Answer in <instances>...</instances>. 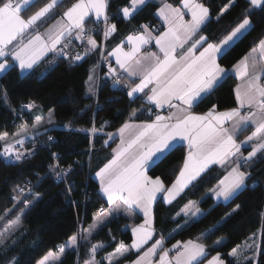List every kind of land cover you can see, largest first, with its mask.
Wrapping results in <instances>:
<instances>
[{"label": "trees", "instance_id": "16d2710c", "mask_svg": "<svg viewBox=\"0 0 264 264\" xmlns=\"http://www.w3.org/2000/svg\"><path fill=\"white\" fill-rule=\"evenodd\" d=\"M48 2L36 0L22 15L28 17ZM76 2L62 0L52 14L40 23V28L52 23ZM168 2L178 6L182 0ZM200 3L209 9L210 18L198 36H206L211 43L219 42L237 27L250 7L248 0H233L234 6L221 14L230 0H200ZM129 4L130 0H109L108 14L112 16L111 24L116 25V31L105 42L101 32L95 31V23L87 22L89 32L99 45L105 44L106 52L134 29H141V25L153 28L158 24L156 13L159 3L148 2L127 19L121 11ZM248 18L252 28L221 55L219 63L222 67L232 68L264 38V11L254 10ZM53 58L27 75H22L18 67L14 66L0 76V133L7 132L8 136H13L19 131L14 109L24 102L34 101L35 110L41 108L44 113L51 112L54 118L53 125L39 134L44 147L20 164L6 162L1 156L4 142L0 140V217H4L0 219V233L5 238L0 245V264H9L13 257L18 264H38L47 253L58 250L57 246L63 245L80 228L85 230L90 227L101 212L100 208L107 207L93 175L112 157L115 142L105 145L109 133H114L128 120L151 119V114L155 112L148 111L149 107L142 98L130 99L127 92L114 86L108 77L101 76L99 81L96 79L100 48L79 62L56 58L55 63L49 64L48 61ZM89 77L96 84L95 96L88 91L93 82ZM122 81L126 79L123 77ZM236 85V77L227 76L193 108L194 111L207 113L214 105L217 111L235 108ZM133 111L138 114L132 116ZM32 112L28 115L31 126ZM93 127L97 131L92 137ZM54 153L59 154L62 166H73L65 182L54 181L52 174L48 173ZM244 153L247 154L248 150ZM185 157L186 147L177 146L150 168L149 175L153 178L159 176L165 186L170 187ZM230 166L211 168L172 204H167L163 196L158 198L153 206L156 230L153 240L163 238L169 248L178 241L197 239L207 247L208 257L219 253L230 261L229 254L233 249L261 234V257L257 264H264V156L258 154L250 167L241 169L250 173L246 190L229 202H216L210 190L217 186ZM29 180L36 183L35 189L39 196H27L30 205L26 208L22 202L15 203L13 197L18 191L14 189ZM189 201H197L204 212L199 219L187 220L178 215ZM6 209L12 211L6 213ZM17 217H20L21 225L15 231L5 232V228ZM142 221L133 212L113 218L90 238L82 239L78 250L68 251L57 264H85L92 258V246L101 244L103 247L97 249L95 259L100 264H108L104 260L106 255L115 251L121 242L126 246L132 243L128 225ZM217 241L222 243L217 246ZM140 253L131 251L112 264H128ZM245 264L255 263L249 261Z\"/></svg>", "mask_w": 264, "mask_h": 264}, {"label": "snow or ice", "instance_id": "6c2138e0", "mask_svg": "<svg viewBox=\"0 0 264 264\" xmlns=\"http://www.w3.org/2000/svg\"><path fill=\"white\" fill-rule=\"evenodd\" d=\"M34 3L35 0H0V75L9 71L16 63L22 74L33 70L50 52L54 53V58L48 61L49 64L55 63L56 58L82 61L89 52L97 49V41L91 35L87 36L88 47L83 54L70 55L67 49L72 44L73 36L76 40L85 39L86 22L91 17L95 18L93 22L97 25L101 18L103 19L105 39L116 31V25L108 22L109 17L106 11L108 0H77L63 13L61 19L44 33L37 30V22L49 16L60 0H49L34 14L24 18L22 13ZM146 3L147 0H130V4L122 9L124 18L132 17ZM248 3L250 7L246 9L243 21L222 40L211 43L206 36L199 35V38L194 40L179 58L176 55L177 48H183L200 32L201 26L209 21V9L198 0H182L183 8L191 16L190 20H185V13L180 8L164 3L158 14L167 25L166 31L153 36L148 25H141L142 32L127 36L126 40L130 45L127 51L122 42L109 53L110 56L115 57L116 63L128 77L140 79L139 83L133 82L134 86L127 81L124 82L125 87L129 88L127 95L130 98L135 100L138 98L136 94L144 93L149 104L157 108L167 105L175 110L170 111L167 116L156 114L155 119L149 123L125 122L118 129L120 144L113 150V157L95 174L100 181V191L113 207L107 213L97 214L96 223L86 230L87 235L82 237L83 239L91 236L96 227L103 224L105 219L113 213L121 211L132 213L135 209H139L145 217L142 224L132 228V234L135 237L132 244L125 246L121 242L116 252L108 257L109 264H112L116 256L127 253L129 248L139 250L152 239L154 231L152 205L158 193L163 194V199L167 203H172L213 164L221 166L231 164L223 179L210 190L218 200L229 202L248 188L246 181L250 178V173L241 169L250 167L258 153L264 156V83L261 82V77L264 76V39H261L257 46L260 53V66L257 65L255 57H253L251 68L248 63L249 57H245L236 66L237 75L243 81L235 90L239 106L218 112L214 105L203 115L193 112V108L199 101L227 75V70L218 63V56L234 38H238V34H243L252 27L248 16L254 10L264 11V0H248ZM232 6L234 3L230 0L229 5L221 10V14L227 12ZM30 32L31 35H29ZM152 40H155L162 56L156 52L141 54L142 46L149 44ZM205 43L207 46L203 47ZM198 46L203 47V50L197 55ZM256 51L257 49H253V52ZM9 57L13 64L9 63ZM108 74L116 77L113 80L114 86L121 84L122 80L117 75L116 69L110 67ZM89 80L93 81V78L89 77ZM149 85L153 86L149 88ZM145 89L149 91L145 92ZM88 91L91 95H96L95 81L92 82ZM34 107V101L22 105V108L29 110ZM244 108L248 111L242 113L241 109ZM132 116H136V111L132 112ZM47 123H52L51 114ZM40 124L41 117H36L33 127ZM249 125H254L255 131L244 141L237 142L238 133L244 131ZM20 127L24 129V133L27 132L26 125ZM91 130L97 131L95 127ZM8 135L7 132L0 133V140L6 141ZM16 135L20 136L22 133L18 132ZM111 137L112 134L109 133V138ZM48 139L51 140L52 137ZM177 140L187 142L188 154L175 181L171 187H166L159 176L155 178L149 176L148 169L156 159L169 151L173 142ZM253 141L255 143L252 144V150L244 156L241 152L242 147ZM16 143L23 145L24 140H16ZM3 155L8 158L14 156L15 161H21L25 153L14 150V145L6 141ZM57 168L58 164L50 166L55 178L60 181H63L72 171L71 165L59 171L56 170ZM68 190L71 191V187ZM14 191H17V195L13 197V200L22 202L20 196H24V188L17 186ZM35 195L39 196V194ZM26 201L27 197L23 202L26 203ZM236 207L239 208V205ZM11 211L6 209V213ZM182 212L190 220L198 219V214L202 215L197 201H189ZM23 214L22 211L21 215ZM20 224L21 219L17 217L9 227L5 228V232L15 231ZM4 239L3 233H0V245L4 243ZM77 242L78 234H73L69 237L67 247L75 250ZM217 243L220 242L217 241ZM162 244L163 238L156 240L135 264H146V259L155 255L157 248H160ZM57 247L58 254L49 252L38 264H47L50 259L60 261L61 256L66 253V246L58 245ZM102 247V244L93 245L90 250L92 258L85 264H100L95 260V253L97 248ZM173 248L177 250L176 255L169 259L168 251L163 250L158 264H200L201 257L205 256L206 251L203 243L192 240L183 244L178 241ZM230 255L238 257L237 249H233ZM9 264H18V261L13 257ZM209 264H223V261L217 255L209 261Z\"/></svg>", "mask_w": 264, "mask_h": 264}, {"label": "crops", "instance_id": "0c3cea01", "mask_svg": "<svg viewBox=\"0 0 264 264\" xmlns=\"http://www.w3.org/2000/svg\"><path fill=\"white\" fill-rule=\"evenodd\" d=\"M36 1V0H35ZM62 0H60V2H61ZM148 2H156V3H159L160 4V7H159V9L163 6V4L164 3H168V4H171V5H173V7H177V8H180L181 9V11H183L184 13H185V15H184V19L185 20H190L191 19V16H190V14L189 13H187V10L186 9H184L183 8V4L181 3L180 5H178V6H176V5H174V4H172V3H169L168 2V0H147V3ZM198 2H200V0H198ZM146 3V4H147ZM108 5H109V0H108ZM71 7V6H70ZM143 7V6H142ZM159 9H158V11H159ZM107 14H108V8H107ZM158 11H157V13H156V17H157V19H158V24H161V25H163L164 26V29L162 30V31H160V32H156L155 31V29H156V27H153V28H150L149 26V31L152 33V35L153 36H158L160 33H162V32H164V31H166L167 30V25L164 23V21L161 19V17L159 16V14H158ZM122 12V11H121ZM52 14V13H51ZM50 14V15H51ZM122 14H123V12H122ZM49 15V16H50ZM49 16H46L45 18H42V20L41 21H38L37 22V30L39 31V32H41V33H44L50 26H52V25H54L55 23H56V21L57 20H59V19H61V17L63 16V14L61 15V16H59V17H57V19L56 20H54L52 23H50V24H48L46 27H43V28H40V23H42L46 18H48ZM24 17V16H23ZM24 18H27V17H24ZM210 18V17H209ZM94 17H91L90 19H89V21H94ZM128 19V18H127ZM101 20H103L102 18H101ZM86 26H87V22H86ZM204 25H202L201 26V28L203 27ZM252 28V27H251ZM251 28H249L246 32H243V34H238V38H234V40L232 41V42H230V45L229 46H226V48H225V50L223 51V53H225L228 49H230L239 39H241ZM86 29H87V31H86V33H85V39L84 40H76L75 38H74V36L71 38L72 39V41L74 42V43H77L79 46H81V49H80V51L78 52V53H81V54H83L84 53V51H85V49L88 47V45H87V36L88 35H91L95 40H96V38L94 37V35H92V33L91 32H89V28L88 27H86ZM143 31V29L141 28V32ZM115 32H113V33H111L107 38H106V40L107 39H109V37L112 35V34H114ZM32 33L30 32L29 33V35H31ZM131 34H133V33H131ZM131 34H129V35H131ZM128 35V36H129ZM126 38H127V36L118 44V45H120L122 42H123V44H124V49H125V51H127L128 49H129V47H130V45H128V43H127V40H126ZM199 38V36H198V34L196 35V36H194L193 37V40L192 41H189L187 44H185L184 45V47L183 48H177V50H176V55H177V58H179V56L183 53V52H186L187 51V48L191 45V43L194 41V40H196V39H198ZM264 39V38H263ZM97 41V40H96ZM15 43V42H14ZM259 44V43H258ZM258 44L253 48V49H257V51L256 52H253V49L246 55V56H244L237 64H235L232 68H229V69H227V68H225L226 70H227V75L226 76H224L219 82H218V84L216 85V86H214V88L210 91V93L227 77V76H229V75H233V76H235L236 77V79H237V85H240V84H242L243 83V81L239 78V76L237 75V71H236V66L237 65H239L240 64V62L241 61H243L244 60V58L245 57H249V60H248V63H249V66H250V68H251V65H252V62H253V57H255V60H256V62H257V65L258 66H260V64H261V62H260V53H259V50H258ZM117 46V45H116ZM115 46V47H116ZM207 45H206V43L203 45V47H206ZM10 48L12 47L11 45L9 46ZM115 47H113L112 49H114ZM203 47H200V46H198V50H197V52H196V54L198 55L199 54V51H202L203 50ZM97 48H100V60H99V65H98V71H97V74H96V79L99 81V79H100V77L101 76H103V77H112V76H109V68L111 67V68H114V69H116V72H117V74L118 73H120L125 79H126V81L130 84V85H132V86H134V83H139L140 82V79H139V77H128V75H127V73H125L124 72V70L123 69H120V67H119V65L116 63V60H115V57H113V56H110L109 55V53L112 51V49L110 50V51H108V52H106V46H105V44L104 43H102V44H100L99 45V43L97 42ZM92 52H94V51H92ZM92 52H89V54L88 55H90ZM144 52H156L158 55H161L162 56V54L159 52V48L156 46V43H155V40H152L149 44H147V45H144V46H142V48H141V54H143ZM222 53V54H223ZM221 54V55H222ZM87 55V56H88ZM221 55L220 56H218V63H219V58L221 57ZM51 57H54V53H48L47 54V56L42 60V61H40V63H39V65L38 66H40L43 62H45V61H47L48 59H50ZM105 57H108L109 59H110V61H111V64H110V66H109V68L107 69V70H105V69H103L102 68V64H103V61H104V58ZM9 59V63L10 64H13L14 62L11 60V58L9 57L8 58ZM79 62V61H78ZM15 66H17L18 67V69H19V66H18V63H16L15 64ZM38 66H36V67H34V69L35 68H37ZM222 67V66H221ZM224 68V67H223ZM33 69V70H34ZM20 70V69H19ZM33 70H28V71H26V72H24L23 74L21 73V70H20V73L22 74V75H27V74H29V73H31ZM103 73V74H102ZM1 76V75H0ZM264 78V76H262L261 77V80ZM134 82V83H133ZM237 85L235 86V90H236V87H237ZM153 85H149V88H151ZM234 90V91H235ZM149 91V89H145V92H148ZM203 95V94H202ZM208 95V94H207ZM136 96L138 97V98H142L143 99V101L146 103V105L149 107V109L150 110H152V111H155V112H158L159 114H161V115H163V116H167L168 114H169V112L170 111H175L174 109H170L167 105H165L164 107H162V108H157L155 105H152V104H149L148 102H147V100H146V97H145V95H144V93H139V94H136ZM235 96H236V91H235ZM205 97V96H204ZM130 99H132V98H130ZM133 100V99H132ZM201 101V100H200ZM199 101V102H200ZM236 104H237V106L236 107H238L239 105H238V103H237V101H236ZM216 110V109H215ZM246 110H248L247 108H244V109H241V112L242 113H244ZM152 111H149V112H152ZM217 111V110H216ZM225 111H228V110H225ZM193 112L195 113V114H197V115H203V114H205V113H196L195 111H194V109H193ZM218 112H223V111H218ZM138 113L136 112V115H137ZM32 126L36 123V117H41L40 116V114H38L37 112H35V109H34V111L32 112ZM47 115H49V113L47 114ZM152 121V119H145V120H128V121H126V122H132V123H137V124H140V123H149V122H151ZM42 123V122H41ZM39 126V129H43V128H45L46 126L44 125V124H40V125H38ZM230 126V125H229ZM120 128V127H119ZM118 128V129H119ZM118 129L114 132V133H112V137L111 138H108L107 140H106V145H110L111 143H113V142H115V144H114V147H113V149H112V157H113V155H114V149H116L117 147H118V145L120 144V138H119V133H118ZM44 130V129H43ZM43 130H41V131H43ZM248 130V131H247ZM245 131H247V133L243 136V137H241L240 138V136L245 132ZM253 131H255V126L254 125H249V126H247L246 127V129L244 130V131H242V132H240V133H238V135H237V137H236V139H237V142H241V141H244L245 139H246V137H248V136H250L251 134H252V132ZM18 132H20V131H18ZM17 132V133H18ZM22 133V132H21ZM22 135H20V136H17L16 134L15 135H13V136H8L7 138H6V141L8 142V143H12V142H16V140H20V137H21ZM3 142H6L5 140H2ZM253 143H255V141H253V142H250V143H248V144H245L243 147H242V149H241V152L243 153V155L244 156H247V154H245L244 152L246 151V150H248V152L249 151H251L252 150V144ZM180 145H184L185 147H186V156H187V154H188V146H187V142L186 141H181V140H177V141H175V142H173V146H172V148L169 150V151H167L162 157H160L159 159H156L155 160V163H157L158 161H160L162 158H164L172 149H174L175 147H177V146H180ZM259 154V153H258ZM111 157V158H112ZM186 158V157H185ZM155 159V158H154ZM155 163H153V164H151L150 165V167H149V169H148V175H149V170H150V168L155 164ZM182 166H183V164H182ZM213 167H224V166H221V165H219V164H213V165H210L209 166V168L204 172V173H202L201 174V176L200 177H198L197 178V180L196 181H193V183L188 187V188H186L182 193H184L186 190H188L195 182H197L208 170H210L211 168H213ZM99 171V170H98ZM96 174V173H95ZM93 175V179L97 182V184H98V186H99V192H100V195H101V197L103 198V200L105 201V203H106V205H107V207H106V209H105V211H104V213H107L110 209H112V207H113V205H111V204H109L108 203V201H107V198H106V196H104L103 195V193L100 191V181H99V178L98 177H96V175ZM150 176V175H149ZM223 179V178H222ZM171 187V186H170ZM181 193V194H182ZM180 194V195H181ZM180 195L179 196H177L173 201H172V203H174L179 197H180ZM161 196H163V194H157V198H156V200L158 199V198H160ZM212 197H213V199L216 201V202H224L222 199L221 200H218L215 196H213V194H212ZM156 200L153 202V205H152V228H153V236H152V239H150L146 244H144L143 246H142V248H140L139 250H137V249H131V248H129V251L127 252V253H129V252H138V251H141V253H140V255L134 260V261H132V262H130V263H128V264H135V262L139 259V257H141L145 252H147L148 251V249L149 248H151L152 247V245L155 243V241L156 240H158V239H161V238H158V239H156L155 241L153 240L154 239V237L156 236V230H155V228H154V216H153V206H154V203L156 202ZM166 202V201H165ZM167 203V202H166ZM172 203H170V204H172ZM167 204H169V203H167ZM188 204V203H187ZM185 207V206H184ZM183 207V208H184ZM182 208V209H183ZM182 209H181V211H180V213H179V216H182V217H184V218H186L187 220H190L188 217H186L185 215H183V212H182ZM201 212H202V215L204 214V212L201 210ZM133 213H135V214H137L138 216H140L142 219H143V221L141 222V223H132V224H130V225H128V228H129V230H130V232H131V234H132V228L134 227V226H136V225H139V224H142L143 222H144V219H145V217H144V215H143V212L141 211V210H139V209H135L134 211H133ZM126 214H128V213H125V212H123V211H121V212H119V213H113V215L112 216H109V218L110 219H113V218H117V217H119L120 215H126ZM199 215H201V214H199ZM96 222V220L94 221V223ZM105 222V221H104ZM93 223V224H94ZM92 224V225H93ZM91 225V226H92ZM100 228V227H99ZM98 228V229H99ZM86 231V229L84 230V232ZM95 232H97V231H95ZM95 232H92V234H94ZM77 234V233H76ZM85 234V233H84ZM78 235H79V233H78ZM132 237H133V240L135 239V237L133 236V234H132ZM80 238H81V234H80ZM82 239V238H81ZM68 241V240H67ZM65 242L63 245H67L68 244V242ZM189 241V240H188ZM192 241H197V242H200V243H202L200 240H192ZM79 242H80V240H79ZM187 242V241H186ZM182 244L184 243V242H181ZM222 242H220V243H218L217 244V246L218 245H220ZM132 244V243H131ZM130 244V245H131ZM125 245V244H124ZM175 245V244H174ZM119 246H120V244H119ZM119 246L117 247V248H119ZM126 246V245H125ZM244 247H246V249H243ZM78 248H79V244H78V242H77V245H76V248H75V250H73L72 248L71 249H69V251H76V250H78ZM117 248H116V250H117ZM205 248H206V251H205V256L204 257H201V261H200V264H209V261H211L212 259H213V257H216L217 255H219V257H220V260L221 261H223V264H245V263H247V262H249V261H253L255 264H257L258 262H259V260H260V257H261V234H258L255 238H253L252 240H250V241H247L246 243H244V244H242L241 246H239V247H237L236 249H237V251H238V257H233V256H231L230 254H229V260L230 261H228V260H226V259H224L223 258V256L221 255V254H219V253H216V254H213V255H211V256H209L208 257V250H207V247L205 246ZM97 249H99V248H97ZM243 249V250H242ZM116 250L115 251H113V252H111L110 254H112V253H114V252H116ZM163 250H167L168 251V253H169V259H170V253L173 251V250H175V248H173V246L172 247H166V244H165V241L163 240V244H162V246L160 247V248H157V250H156V254L155 255H153V256H150V257H148L147 259H146V264H158V261H159V257H160V254H161V252L163 251ZM127 253H125L123 256H125ZM110 254H108V255H106L105 257H104V260L106 261V263H108L109 264V259H108V257L110 256ZM123 256H116L113 260H112V262H114V261H116V260H118V259H120L121 257H123ZM96 260V259H95Z\"/></svg>", "mask_w": 264, "mask_h": 264}, {"label": "built area", "instance_id": "2783aa9c", "mask_svg": "<svg viewBox=\"0 0 264 264\" xmlns=\"http://www.w3.org/2000/svg\"><path fill=\"white\" fill-rule=\"evenodd\" d=\"M108 17H109V21L108 22H109V24H111L112 16L110 14H108ZM95 25H96L95 31L96 32H101V33L104 34V24H103V20L100 21L99 25H97L96 23H95ZM163 29H164V26L163 25L157 24L155 31L156 32H160ZM138 32H141V29L140 28H136V29H134L132 31L133 34L134 33H138ZM103 34H102V37H103ZM103 40L105 42V40H106L105 37H103ZM80 49H81V46H79L77 43H74L72 41V44L67 49V51L70 53V55H75L76 53H78L80 51ZM110 64H111L110 59L108 57H105L104 58V61H103V64H102V68L105 69V70H107L109 68ZM117 75L122 80L123 76L120 73H118ZM115 78H116L115 76L108 77V79L110 81H112V82H113V80ZM261 82L264 83V78L261 80ZM117 86L122 91L128 92V90H129L128 87H125V84H124L123 81L121 82L120 85H117ZM28 103L29 102L21 103L17 108L14 109V111H15L17 117H18V125H19V127L21 125H26L28 137H27L26 140H24V144L23 145L18 144L16 142L12 143L14 145V150H19L21 152H24L25 153V156H24V158H22L21 161H15L14 156L12 158L5 157L3 155V151H4V148L6 146V144H5L3 146V149H2V152H1V156L6 160L7 163H10V164H14V165L20 164V163H22V162L30 159L31 157L35 156L44 147V144L39 139V135L36 134L35 132H33L31 130L30 124L28 123V115L34 110V108H32L31 110L22 108V105H26ZM247 111L248 110H246L245 112H247ZM156 114H159V113L158 112H153L151 114V117H152L151 119L152 120L155 119V115ZM159 115H161V114H159ZM50 141H53V138ZM54 154H55V156L53 155L52 164H50V166L51 165L58 164V168L56 169L57 171H59L60 169H67L69 165L68 166H62L60 164V161H59V154L58 153H54ZM50 166H49L48 173H51L52 174V177H53L54 181H56V182H65L66 181V178L63 181L57 180L55 178L54 173L50 170ZM72 169H73V166H72ZM35 187H36V183H34V182L30 181V180L29 181H26L25 183H23L20 188H24L25 192H24V196H20V199H23V198H25L27 196H30V195L37 194ZM29 189H31V192H29ZM14 201H15V203L17 202L16 200H14ZM100 209H101L100 210L101 212H104L105 209H106V207L105 206H102ZM176 252H177V250L175 249V250H173L170 253V259L176 255Z\"/></svg>", "mask_w": 264, "mask_h": 264}, {"label": "rangeland", "instance_id": "374dc122", "mask_svg": "<svg viewBox=\"0 0 264 264\" xmlns=\"http://www.w3.org/2000/svg\"><path fill=\"white\" fill-rule=\"evenodd\" d=\"M101 34H103V33H101ZM103 37H104V34H103ZM35 112H37L38 114H40V116H41V125L42 124H44L46 127L45 128H43V129H47V128H49V127H51L52 125H53V123H54V118H53V115H52V113L50 112L49 113V115H47L48 113H44L43 111H42V109L41 108H37L36 110H35ZM50 114H51V119H52V123L51 124H48L47 123V121H48V119H49V116H50ZM30 127H31V130L33 131V132H35L36 134H40L42 131L41 130H43V129H39V126H37V127H33V126H31L30 125ZM20 128V127H19ZM19 131L20 132H22V136L20 137V140L22 139V140H26L27 139V137H28V135H27V132L26 133H24V129H22V128H20L19 129ZM91 135H92V137H93V135H94V132L92 131L91 132ZM12 143H14V142H12ZM6 144V142H4V145ZM105 145H106V142H105ZM20 201H22V204H24V206L26 207V203H27V207L26 208H28L29 207V205H30V199L27 197V201H26V203L25 202H23V201H25V198H23V199H20ZM17 204H19V203H21V202H16ZM183 215H184V213H183ZM202 215H199L198 214V217L200 218ZM189 218V217H188ZM198 218V219H199ZM195 219H197V218H192L191 220H195ZM110 220H112V219H110L109 217H107V219H105V222L103 223V224H101V225H98L97 227H96V229L93 231V232H95V231H98L99 229H101L102 227H104ZM96 223V222H95ZM21 225V224H20ZM94 225V224H93ZM92 225V226H93ZM100 227V228H99ZM90 227H88L87 229H89ZM99 228V229H98ZM86 229V230H87ZM79 233V235H78V244L80 245V243H81V240L83 239L82 237H83V234H84V236H86L87 235V232L85 231L84 232V230H83V228H80L79 229V231L77 232V234ZM80 234H81V238H80ZM93 235V234H92ZM91 235V236H92ZM91 236H88V238H90ZM87 238V239H88ZM79 240H80V242H79ZM69 241V240H68ZM67 241V242H68ZM66 246V253L69 251V249H71V248H68L67 247V245H65ZM219 246V245H218ZM243 249H246V247H244ZM242 249V250H243ZM53 253H55V254H58V250H56V251H52ZM66 253H65V255H66ZM65 255H63V256H61V260L60 261H62L63 259H64V257H65ZM43 259V258H42ZM41 259V260H42ZM40 260V261H41ZM60 261H57V260H54V259H50L48 262H47V264H57V263H59Z\"/></svg>", "mask_w": 264, "mask_h": 264}]
</instances>
